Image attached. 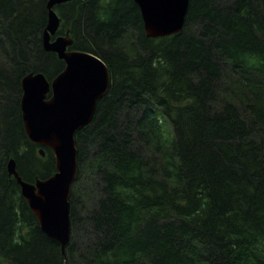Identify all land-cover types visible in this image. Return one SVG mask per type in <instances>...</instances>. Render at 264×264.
Returning a JSON list of instances; mask_svg holds the SVG:
<instances>
[{"label": "trees", "instance_id": "obj_1", "mask_svg": "<svg viewBox=\"0 0 264 264\" xmlns=\"http://www.w3.org/2000/svg\"><path fill=\"white\" fill-rule=\"evenodd\" d=\"M225 1L190 0L183 29L162 37L135 0L56 5L57 34L111 76L76 132L63 251L7 163L31 182L56 172L25 132L21 79L65 62L43 46L48 0H0V264H264V0Z\"/></svg>", "mask_w": 264, "mask_h": 264}, {"label": "water", "instance_id": "obj_2", "mask_svg": "<svg viewBox=\"0 0 264 264\" xmlns=\"http://www.w3.org/2000/svg\"><path fill=\"white\" fill-rule=\"evenodd\" d=\"M71 0H48V19L43 46L65 62L51 80L41 71H31L21 79V111L25 132L33 143L52 149L56 172L34 182L24 180L11 157L7 163L21 187L43 232L60 242L63 251L71 240L70 197L78 174L76 132L93 119L98 100L110 87L108 64L91 51L70 48L74 39L57 34L62 18L56 5ZM148 36L162 37L180 32L190 0H135Z\"/></svg>", "mask_w": 264, "mask_h": 264}, {"label": "rangeland", "instance_id": "obj_3", "mask_svg": "<svg viewBox=\"0 0 264 264\" xmlns=\"http://www.w3.org/2000/svg\"><path fill=\"white\" fill-rule=\"evenodd\" d=\"M224 1H225V0H224ZM226 1H227V0H226ZM226 1H225V2H226ZM196 30H197V29H196ZM78 185H79V184H78ZM78 185H77V187H75V191H74V193H76V194H75V199H76V200H77V199L79 200V198H81V197L83 198V201H84V203L82 202V204H83V206H82L83 209H84V205H85L86 208H87L88 206H92V205L89 203L88 200H87V201L85 200L86 197H85V196L83 195V193H82V186L79 187ZM101 195H102V193H100V191L97 189V190L94 191V195H93V197L95 198V197H99V196H101ZM91 196H92V195H91ZM84 198H85V199H84ZM79 201H80V200H79ZM79 204H80V202H79ZM82 204H81V205H82ZM88 208H89V207H88ZM82 234H84V235H83V238H82L83 240H82L81 244L83 245L82 247H86L87 243H88V242H89V243L91 242V237H90V240H89L88 234L86 235L85 232H83ZM89 243H88V244H89Z\"/></svg>", "mask_w": 264, "mask_h": 264}]
</instances>
